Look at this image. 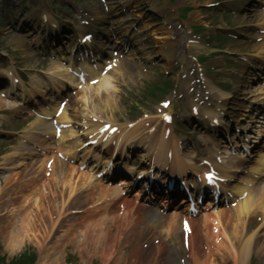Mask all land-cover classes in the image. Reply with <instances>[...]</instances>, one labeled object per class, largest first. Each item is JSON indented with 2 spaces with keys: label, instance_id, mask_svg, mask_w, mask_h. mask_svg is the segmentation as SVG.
I'll return each mask as SVG.
<instances>
[{
  "label": "rangeland",
  "instance_id": "374dc122",
  "mask_svg": "<svg viewBox=\"0 0 264 264\" xmlns=\"http://www.w3.org/2000/svg\"><path fill=\"white\" fill-rule=\"evenodd\" d=\"M147 1L149 0H105V2L104 0H0V68L5 67L7 72H14L22 77L26 82V91H28V93L20 95L21 100H7V102L15 106L17 104L24 105L25 107L21 108L22 111H10L6 108L0 110V163L3 162L4 155L12 153L16 147L19 148L20 146L22 148L21 145L24 144L25 140H27V146L30 147L32 143H35L41 146L40 148L42 149L40 156L31 157L30 160L22 161L18 166L10 170L2 171L0 175V203L4 202L7 198L5 195H8L11 190L18 193L15 190L17 186L26 183L30 189L22 191L21 195L23 197L26 196L25 200L32 203L31 208H28L26 212L28 218L32 212L34 213L29 220L37 218L34 210H39L40 205H42L43 212L39 213H43L41 214V219L47 223V226L49 217H57L53 221H59L54 225L52 232L45 231L42 225L40 231H43V234L45 232L49 233L47 237L43 236V239L40 237L37 240L34 239L36 237L26 238L12 252L6 240H3L5 237L3 233L5 234V231L8 230L6 219L0 217L1 264H9L12 259L24 254L35 255V264H237L231 251L226 256H221L220 254L223 253V249H221V253L215 254V257L211 256L212 249L218 242H222L223 239L219 229L215 232L212 228V223L210 221L206 223L205 219H203L205 218L204 215L195 219V223L199 220L200 225H203V227L197 225V236L195 239L193 238L192 243L190 242L189 250L185 248L182 242L185 238L183 239L184 233H182L180 227V218L182 217L180 214L177 215L178 219H176L175 227H173L174 223L170 222L169 217L159 213L156 210L157 206L151 207L153 213L156 214L155 216H150L149 212H152L148 210L150 207L147 208L145 205L137 204L131 195L122 194V192L117 193L114 185L109 186L103 183L98 186L97 190L90 191L86 183L89 178L84 176V180L80 179L82 174L89 176V169L71 170L72 166L80 161L69 165L70 170L67 173L66 181L69 180L71 186L74 185L70 192L60 195L58 190L53 191L51 200L45 189L41 188L43 195L46 194L45 197H41L40 194L35 193L31 189L39 184L49 185V180L56 179L54 182H58L57 176L53 178V172L49 168L46 169L47 166H45L49 162L50 157L56 156L53 149L50 151V149L46 150V148H56L57 143L54 140L51 141L52 138L45 139L44 137H39L40 141H38V139H34L36 135L31 133V130H28L27 134H21L19 131L23 128L28 129L31 123L39 117L35 111L50 103L51 99H54L58 82L52 78L54 70L51 69V64L56 60L55 58H72L68 47L71 46L70 42H78L75 34H79V29L86 22L85 19L91 17L89 9H95L99 5L101 7L98 10V15H104L108 21L120 18L125 19V26H129L131 31L136 34L135 39L138 40V43L135 48L140 50L138 52L140 59L131 61V66H128L127 63L131 62H127V56L125 61L121 63L119 68L130 69L131 73L125 76V81L114 77V81L118 83L117 92L112 91L105 95L100 90H96L98 86L86 83L85 85H79L74 90L71 89L70 93L61 96V99L69 104L70 110L68 112L72 120L80 123V125L84 123L85 117L88 118L96 114L93 111L95 108L93 107L94 97L99 99L107 98L114 103L113 118L114 123H117V125L118 123L124 126L132 124L131 119L136 117V115L156 114L154 107L156 101L161 97L158 94H154L153 98L155 97V99H150L148 93L156 89L155 92H158V89L167 87L161 81L162 77L165 76V72L160 67V62H158L160 51L169 47L167 53L172 63L177 60L184 63L188 59L187 56L200 55V52H198L199 48H190L187 45L188 40L185 35L183 33L178 34V31L174 33L178 35H175L172 40L163 41V39H159L163 35L169 36L173 34V29L168 27L170 24L174 23V25L178 26L179 22L176 21L175 9L178 8L177 14L180 19L184 17L185 13L183 11L185 9L182 7H188L191 10L189 13L195 14V17H203L202 19L209 26V29H207L208 33H211L213 28L223 26L227 28L230 34H234L233 31L240 29L241 32L245 33H243L244 35L252 37L255 36V32H252L255 27L262 26L264 28V0H232L233 3L229 4H225L227 0H171V2L159 0L157 7L165 4L172 11V15L167 19H161L160 16L162 15L157 13L158 9H152ZM219 1H224L219 5L220 7L208 10L204 7L213 6ZM205 2H209V5H206ZM108 8H111V12H108ZM32 10L34 13H32ZM124 10L125 13H122ZM42 11H46V16L58 26L57 32L65 28L71 30L60 34L59 41L55 38L52 40V36H49V30H44L43 25L45 23L38 18ZM223 11L225 13H235V15L223 14ZM29 15H36V19H27ZM188 23L191 25L193 21H188ZM25 24H27V28ZM9 26H13L15 32L12 30L7 31ZM100 27L103 35L112 32L109 23L100 25ZM12 32L14 35L19 34L21 37V47L15 46L14 43L10 42V34ZM81 35L79 34V36ZM101 37V42L105 41L103 39L104 36ZM213 44L211 42V45ZM250 44L249 39L245 37L240 38L238 41L227 40L223 44L220 43V46L221 49L233 51L235 48L239 50L246 49L248 45L252 46ZM113 45L112 39L108 44L109 49L104 50L105 54L111 51ZM260 48L264 49V40ZM207 52L209 54L212 51ZM218 53L220 52L216 54ZM27 55H30V57L28 58ZM123 55L126 56V53ZM126 65L127 67H125ZM167 75L171 76L170 78L175 83L174 79H177L175 75ZM52 83L54 84L52 85ZM227 83L233 84L229 81ZM80 88L85 89V91L83 89L79 90ZM178 88L177 91L179 93L174 96L169 93L166 98L171 100L170 107L176 113L174 115L175 118L177 107L181 106V103L174 99L179 94H183L182 91L186 90L187 86L178 84ZM246 92L248 91H243L239 87L236 89L234 85L231 92L233 99H230V102L235 104L232 106L236 107V110L246 109V105L250 104L251 94ZM185 93L190 92L186 90ZM25 97L28 100L26 99L23 102L24 100L22 101V99ZM183 97H185L186 102H189L188 95L183 94ZM141 99H147V101L142 102ZM0 100L2 101L1 98ZM130 107L135 109H130ZM236 112L235 115L238 117L239 111ZM33 114L35 117H33ZM108 116L107 113L105 118ZM151 118H153L151 119L153 127L160 129L162 124L159 119L156 116ZM233 118L236 117L233 115ZM242 127V124L238 125V129ZM75 129L78 132L83 130L81 127ZM174 135L175 140L178 138L182 139L181 141L183 142L185 140L192 142L196 139H194V134L192 135L190 131L187 134L189 139H185V134L181 135L182 137L180 136V138L179 135ZM32 148L33 150L36 149L34 146ZM59 150L63 152L60 147ZM127 155L129 157H125V161L128 164L134 163L137 169L146 163V161L142 160L144 158L140 151L138 154L129 153ZM196 158L199 157L196 156ZM34 176L40 177L35 181ZM6 178L10 179L7 183H4L3 180ZM51 184L53 183L51 182ZM100 188H103V190H100ZM4 207L5 205L2 208ZM8 208L10 209V207ZM6 210L7 207L0 209V215H3ZM72 212L77 213L72 214ZM177 212L180 213L179 211ZM15 215L19 219L25 218L24 213H16ZM211 216H214L213 213ZM231 217L225 216L224 220L231 221L229 220ZM224 220H222V224H224ZM233 224L235 225V223ZM250 224V230L254 229L259 224L258 217L253 216ZM230 227L231 225H228L226 229ZM227 232L232 233L231 240H237L235 239L234 230ZM81 240H85L86 243V247L83 249L78 244ZM263 242L264 238H260L258 241V243ZM191 249L193 250L192 252ZM196 254H199V257ZM253 257L255 260L254 262L252 261V264H264L262 255L253 251Z\"/></svg>",
  "mask_w": 264,
  "mask_h": 264
},
{
  "label": "bare ground",
  "instance_id": "6f19581e",
  "mask_svg": "<svg viewBox=\"0 0 264 264\" xmlns=\"http://www.w3.org/2000/svg\"><path fill=\"white\" fill-rule=\"evenodd\" d=\"M147 2H149V4L152 3L150 5V6H152L151 7L152 9H154V10L158 9L157 13H169L170 12V9L165 4L164 5L161 4L159 7H157L159 0H149ZM205 3H206V5L209 4V2H205ZM98 10H100L99 5H97L95 7V9H92V8L89 9V12L93 16V19H94L93 21L95 22L98 20L99 21L103 20L106 24L107 20L105 18H103L102 16L98 15ZM32 13H34L33 10H32ZM46 13H47L46 11L40 12L38 18L43 23H45L43 25L44 30H49V32H50L49 34L52 36V40L54 39V36H56L55 39L57 41H59L60 35L57 36V34H59L57 32L58 26L55 25V23L46 16ZM34 18L36 19V15H33V16L29 15L27 17V19H30V20H32ZM93 21L92 20L89 21L87 26L85 27V29L83 28L84 30L81 31V32H87V34H85V35L92 34L91 41L89 43H86L87 47L89 46V48L86 49L84 47L86 50H88L90 52H91V49H93V50L95 48L99 49L100 44H97L98 39H96L97 38L96 36L99 37L100 35H103V33L99 32V30L101 28L100 27L97 28V26H99V24H97V23L95 24ZM121 22H122L121 20H118L116 22L110 23L114 27V30L118 31L117 37H116V39H117L116 43L117 44L119 43L118 45H120V43H121L120 39L124 40V37L125 38L127 37V28L122 27ZM25 27L27 28V26H25ZM11 30L13 32H15V28L13 26H9L7 31H11ZM94 31H96V32L98 31V33L95 34ZM13 32L10 34V36H11L10 42L14 43L15 46L21 47V40H22L21 37L19 36V34L14 35ZM119 34H120V36L118 37ZM131 36H133V35H131ZM82 37L83 36H81L79 38H82ZM160 38L164 39V37H159V39ZM106 39H108L107 40L108 42L111 41L112 37L110 36V34L108 36H106ZM92 44H95V45L92 46ZM133 44H134V42H132V44H130V48ZM101 48H102V50L107 48V46H105V43L101 45ZM124 48H125V46H124ZM68 49L70 51V47H68ZM64 50H66V48H64ZM27 56H28V58L30 57V55H27ZM130 56L134 60H136L135 58H137V57H135L136 56L135 52L131 51V50H130ZM166 57L169 58L168 54H164L163 56L159 57L160 58L159 62L162 60H165L164 58H166ZM58 61H60V62H58ZM61 61H63V59L57 58V61L52 62V65H51V68L54 70V72H53L54 75L52 76V78L58 82L57 93H59V91H63V85H62L63 80L62 79L66 80L68 85H71V86L73 85L72 78L70 77L69 73L65 69L62 68ZM70 64H73V62H70ZM82 64H84V70L85 71H87V70H88V72L94 71L93 66L90 67L85 62H82ZM57 72H60V73L58 74ZM49 75H51V74H49ZM112 75L113 76L115 75V77L118 80H122V81L124 80L125 81L126 73H125L124 69H122L121 71L119 69L115 70L112 73ZM4 76L0 75V77H2V78ZM53 84L54 83H52V85ZM117 84L118 83H116L114 81V78L112 80V76L110 77V74H109V77H107V80L106 79L104 80V85L99 87L97 89V91L100 90L105 95H107L108 93H110L112 91L117 92V90H118ZM13 90L14 89H12L11 92H13ZM20 90L22 93L25 91L22 86L20 87ZM6 94L8 96H14L12 94H9V92H7ZM38 96H39V94H38ZM254 96L256 97V100H255L256 102L261 101L262 105H264V90L263 89H259V92H257L256 95H254ZM56 100L59 101V98H56ZM93 102H94L93 107H95L93 111L97 115L94 117L97 118V122H99V120H102V118H103L102 116L107 115V113L109 115V118H106L107 123H110V121L113 122L112 116L114 115V109H113L114 103L111 100H108L107 98L106 99H99L96 97L93 98ZM95 102H97V104H95ZM1 107L2 108L3 107H9V108L14 109V110L16 108L15 105L12 106L7 102L0 101V108ZM57 107H58V105H53V107L48 105L47 107H45L41 110L40 114L44 115L45 117H49V116H53V115L55 116V113L57 112ZM68 110H69L68 107H64L62 113L57 117V120L59 121V122L57 121V124L62 125V127L59 130L58 142L61 144H63V143L65 144V148L63 149L64 153L59 151V152H57V155L61 154V155H63V157L68 156V159L70 161H74V162L80 161L78 168H80L82 166L89 167V165H91V167H90L91 173L97 174L99 172L98 168L100 167L99 163L103 158L97 153V151L94 148L81 149L82 142H80V139H79L80 136L77 135V132L74 131V129H73L72 125H74V123L70 119V114H69ZM105 111H108V112L105 113ZM85 124H86V130L82 133V135H84L87 138V135L92 134V137L90 138L91 142L94 145H98L99 144L98 142L101 140V136H100L101 131H98V130L101 128L102 124L101 123H90L89 124V123H87V121ZM31 125H32L30 128V130L32 131L31 133H33L37 130L36 132L39 135H41V134L43 135V133H45V132L47 133V135H49L50 124H49V121H47V119L35 120ZM251 128L252 127L250 126L249 129H251ZM164 131L165 130H158V131L150 132L149 135H147V136H141L140 133H136V128H134L130 133H128L130 135L125 136L124 141H123L122 137L118 138L119 140H121L119 145H118L119 146L118 149L121 151L124 149L129 150L132 148V151H134V153L137 154V152H139L138 148H140V149H143L142 151H144V153L147 157H151L156 153L155 152L156 150L162 149L163 147H165L167 145L166 141H165ZM20 133L25 134L26 130H23ZM53 133L55 134V130ZM263 133L264 132H261V134H259L260 137H263ZM34 139H37V138H34ZM235 141H236V139H235ZM108 142H110V139L108 140ZM245 146L246 145L244 144V147ZM217 147H218V145L215 143L214 149H216ZM234 147L235 148L238 147L237 141L234 144ZM106 148H107V146H106ZM48 149H51V148H48ZM80 149H81V151H80ZM174 149L176 151H178L176 146L174 147ZM28 151H29V149L26 146L22 147V149H19L17 147V148H15V150L12 153L5 155L3 162L0 163V171L1 170H10L13 167L18 166L20 164V162H18L15 165V161L27 159L28 157L27 158H25V157L29 155ZM171 157H173V159H170V161H168V162L172 164L169 166V168L172 170V173L176 172L180 175H184L185 165L188 164V162L185 159H182L181 155H179L177 152H173ZM109 158L112 159L111 153H110ZM151 160L153 161V164H157L158 169H159V167L162 169H165V167L167 166L166 161L168 159H166L165 162L160 161L159 159H151ZM104 162H105L104 166H107V164L109 163V159L105 160ZM52 163L55 165L52 176H53V178H55V176H57L58 182H54V181H56V179H54V180H51L52 183L54 182L53 184H51V182H50L49 185H46V184L40 185L39 184V185H35L32 187V191H34L35 193L38 192L37 194H40L41 197L46 196V194L43 195V193L41 192L42 189H45V191L47 192V195H50L51 200H52L51 193L53 191L58 190V192H60V191L69 192V191H71V188L74 187V185L71 186L69 180L66 181L67 180L66 178L68 175L67 173L70 170V166H68V164H64L62 161H57V160H53ZM211 166L213 168H215L214 170H216V172L218 173L217 177H219L221 179H227L228 178V175L230 174V172L226 168L224 169L223 167L218 166L216 164V162H213L211 164ZM75 168H77V167H75ZM129 169L131 170V168H129ZM71 170H77V169L71 168ZM130 170H129V172H130ZM30 173H32V171H30ZM141 174H146V171H142ZM84 176H87L89 178V181L86 182L88 184L87 187L89 186V190L90 191L97 190L98 186L101 183V182H99L98 178L96 176L90 177V175L88 176V175L82 174L80 176V179L84 180V178H83ZM33 178L35 181H37L39 179V176H37V177L34 176ZM9 179L10 178H6L3 180V182L7 183L9 181ZM95 181H97V182L94 183ZM164 182H165V180L163 179L161 181V183H164ZM37 183H39V182H37ZM129 186H130L129 182L125 179H122L118 183L117 187H115V189H116L117 193L118 192L121 193L123 191L122 189L129 187ZM236 186L237 185H233L232 187L227 189L226 192H228L230 196L232 195V197H234V196L243 197L244 193H246V195L242 200H240L239 208L235 212V215L238 213L235 221L234 220H232V221H225L224 220L223 221L224 224H222L223 226H220V223H221L220 221L222 219H224V216L227 214V212H225V211H223L222 213H217L218 215L216 217H214L213 222L216 224V228L215 227L214 228L217 229V231H218V229L220 230V235H221L223 241L222 242L220 241L218 243V246H216V249L214 251H212L211 256L215 257V254L218 255L219 252L221 251V249H223V253L220 252L221 256H226L231 251L232 256L235 257L234 259L237 262V264H244V261H245L244 252L248 251V249L251 247L256 249V252L259 253L260 255H262V258H264V255H263L264 254V242L263 243H257L258 242L257 234H259V232L260 233L263 232L260 235V237H262V236L264 237V204H261L260 202L253 203V201H252L251 197L248 195V193L246 191H243L242 189L237 188ZM29 188H30L29 185L26 183L24 185H18L17 189H15L18 191V193L11 190V192L8 195H5V196H7V198L4 200V202L0 203V209H4L7 207L6 212L3 215H0V217L6 219L7 227H8V230L5 231V234L3 233V235L5 236L3 238V240H6L8 246L10 247V250L12 252L14 250H16V248H18V246H20V244L26 238L29 239V237L30 238L36 237L34 239L37 240L40 237L43 239V236L47 237L49 233L45 232L43 234V231H40L42 225L44 226L43 228L45 229V231L52 232L54 229V225L57 222H59V221H57V222L53 221L57 217H55V218L49 217L48 218V226H47V223H45L41 219V214H43V213H41V214L39 213L41 211L43 212L42 205H40L39 210H37V209L34 210L35 213L37 214V218H34L33 220H29L31 217H33L34 213L32 212L29 218L27 217L28 215L26 214V212H27L28 208H31L30 207L31 204H28L27 205L28 207L27 206L24 207L23 204H24V201L26 199L25 198L26 196L23 197V195H21L22 191H26ZM100 190H103V188H100ZM160 193H162V192H160ZM102 195H103V193H102ZM139 196H140L139 193L134 194L136 201L138 200ZM156 196L159 197L160 194L157 192ZM153 197H154V195H151L150 199H153ZM79 203L82 204L81 201H79ZM162 203H164V205H165L167 203V200L163 201ZM182 203H184V202L182 201L181 204ZM3 205H5L4 208H2ZM210 205L211 204H208V207H210ZM8 207H10V209ZM208 207L205 208L204 211H207ZM260 210L263 212V220L260 223L261 225L258 227V229L256 231H253L252 233L248 234L247 233L248 232L247 226L249 225L248 220L252 216L260 214ZM16 213L17 214L24 213L25 218L19 219L15 215ZM57 215H58V213H57ZM153 215L154 214H152V215L150 214V216H153ZM168 217H169L170 222L174 223L173 227H175L176 219H177L176 214L171 213ZM210 217H211V215L208 214V216L204 218L206 223L211 219ZM40 221H41V224H40ZM233 223H235L237 225H234ZM245 224H246V226H245ZM228 225H231V227L229 229H226ZM19 228L21 229V232H20ZM191 229H192L191 240L193 241V238L194 239L196 238L197 232H198L197 231V223H195V221H193V220L191 221ZM225 229H226V231H225ZM236 229H237V231H236ZM230 230H234L235 236H236L235 239H237V240H231V234L232 233L227 232ZM192 241H191V243H192ZM254 242L257 245H255ZM189 243H190V240H189ZM78 244H79V246L82 247V249L84 247H86L85 240L79 241ZM229 246L237 247V248H230ZM189 248H190V246H189ZM198 255H197V257H199ZM201 263H203V261H201Z\"/></svg>",
  "mask_w": 264,
  "mask_h": 264
},
{
  "label": "clouds",
  "instance_id": "9594fccd",
  "mask_svg": "<svg viewBox=\"0 0 264 264\" xmlns=\"http://www.w3.org/2000/svg\"><path fill=\"white\" fill-rule=\"evenodd\" d=\"M0 75L11 77L12 74L6 69H0ZM239 159L246 160L244 157H239ZM240 170H244L245 175L240 178L236 187L246 191L253 203L264 204V152L257 153L254 163L246 169H242V166L232 168L233 172Z\"/></svg>",
  "mask_w": 264,
  "mask_h": 264
},
{
  "label": "trees",
  "instance_id": "16d2710c",
  "mask_svg": "<svg viewBox=\"0 0 264 264\" xmlns=\"http://www.w3.org/2000/svg\"><path fill=\"white\" fill-rule=\"evenodd\" d=\"M33 256L31 257H27V256H21L20 258L13 260L12 262H10L9 264H33ZM1 260H0V264H1Z\"/></svg>",
  "mask_w": 264,
  "mask_h": 264
},
{
  "label": "snow or ice",
  "instance_id": "6c2138e0",
  "mask_svg": "<svg viewBox=\"0 0 264 264\" xmlns=\"http://www.w3.org/2000/svg\"><path fill=\"white\" fill-rule=\"evenodd\" d=\"M165 107H167V105H165ZM212 179H213L212 176H209V177H208V180H209V181H211Z\"/></svg>",
  "mask_w": 264,
  "mask_h": 264
}]
</instances>
